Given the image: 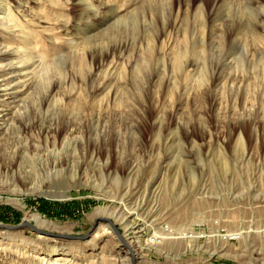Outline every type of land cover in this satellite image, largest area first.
I'll return each mask as SVG.
<instances>
[{
    "label": "rangeland",
    "instance_id": "obj_1",
    "mask_svg": "<svg viewBox=\"0 0 264 264\" xmlns=\"http://www.w3.org/2000/svg\"><path fill=\"white\" fill-rule=\"evenodd\" d=\"M0 44V224L48 232L0 264H134L101 217L135 264H264V0H0Z\"/></svg>",
    "mask_w": 264,
    "mask_h": 264
},
{
    "label": "bare ground",
    "instance_id": "obj_2",
    "mask_svg": "<svg viewBox=\"0 0 264 264\" xmlns=\"http://www.w3.org/2000/svg\"><path fill=\"white\" fill-rule=\"evenodd\" d=\"M6 13H7V11H6ZM5 13V14H6ZM1 45L2 44H0V53H1V51H2V47H1ZM0 70H1V67H0ZM6 72V71H5ZM4 72V73H5ZM7 80H2V82L0 83V90L2 89V87L4 86L5 87V85L7 84V82H6ZM9 82V81H8ZM57 166H61V164L60 163H55L54 165H53V167L54 168H56ZM53 196H55V197H60V196H58V195H53ZM62 196V195H61ZM129 213H132L131 211L129 212ZM36 221H37V223L39 224V225H41V224H45V222H46V220H44L40 215H37V214H33V215H31ZM111 216L112 217H114V218H116V220H119V219H121V220H126L127 219V217H128V215H127V213L124 215V213H122L121 211H119L118 209H112L110 212H109V217L111 218ZM129 226H128V228H134V225H133V223H129L128 224ZM251 231H253V230H251ZM251 231H248V232H251ZM260 232L261 233H264V226H263V228L260 230ZM174 233V235L173 236H168L167 235V233L163 230V232H161V233H159L158 235L155 233V236L153 237V238H155L156 237V235H157V237H159V238H161V239H163V240H165V239H168V238H173V239H190L191 240V238H199L200 236H201V234L200 235H194V233L193 234H184L183 232L182 233H177V232H173ZM172 233V234H173ZM252 233V232H251ZM169 234V233H168ZM246 234V233H245ZM244 234V232L243 231H239V232H236V233H231L230 234V236H228V237H230L231 239H240L243 235H245ZM203 236V235H202ZM155 238L154 240L157 242L158 240L159 241H161V239H158V238ZM137 239V238H136ZM137 241V243H138V247L140 248V249H142V245L140 244V241H139V239H137L136 240ZM127 242V241H126ZM166 242V241H165ZM220 242V241H219ZM224 242V241H223ZM128 243V246L130 247V250H131V245H130V243L129 242H127ZM158 243V242H157ZM135 251V250H134Z\"/></svg>",
    "mask_w": 264,
    "mask_h": 264
},
{
    "label": "water",
    "instance_id": "obj_3",
    "mask_svg": "<svg viewBox=\"0 0 264 264\" xmlns=\"http://www.w3.org/2000/svg\"><path fill=\"white\" fill-rule=\"evenodd\" d=\"M101 220L103 221H107L112 229L119 235V237L122 239V241L128 246V243L126 242V240L123 238L121 232L119 231V229L117 228L116 224L109 218L107 217H101L100 218ZM24 226H29L31 229H33L34 231H37V232H43V233H48L46 231H43L41 228L35 226L34 224L30 223V222H23L21 224H18V225H5V224H0V228H5V229H18V228H21V227H24ZM97 226V221L94 223L93 227L86 233L82 234V235H76V234H67V235H60V234H55L56 236H65V237H68V238H71V239H78V240H87L89 239L91 236H92V232L94 231V229L96 228ZM131 255H132V258H133V261H134V264H135V253H134V250L131 249Z\"/></svg>",
    "mask_w": 264,
    "mask_h": 264
}]
</instances>
